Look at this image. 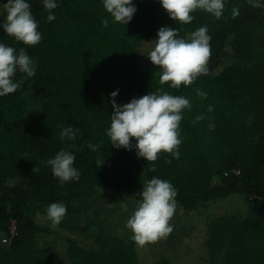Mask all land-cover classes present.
<instances>
[{
    "label": "trees",
    "instance_id": "16d2710c",
    "mask_svg": "<svg viewBox=\"0 0 264 264\" xmlns=\"http://www.w3.org/2000/svg\"><path fill=\"white\" fill-rule=\"evenodd\" d=\"M26 2L38 23L40 43L25 46L0 28V43L17 52L25 48L36 64L33 77L17 72L14 79H23L22 85L0 97V264H217L221 244L230 253L224 264H264V8L248 0H224L220 19L198 9L191 13V23L180 24L159 0H132L137 11L125 25L114 22L103 0H56L51 22L43 0ZM234 7L239 9L235 17ZM5 18L0 7V24ZM202 26L211 37L210 57L206 73L191 85H161L159 69L149 59L139 61L140 45L158 39L161 27L188 39ZM204 80L217 100L182 110L179 158L161 152L155 162H147L134 147H112L107 136L111 93L118 90L116 104L122 106L150 92L185 97ZM28 89L44 99L38 117L28 113ZM202 111L211 126L205 137L197 120ZM69 125L79 132L73 140L61 139L62 127ZM130 143L135 145V139ZM89 145L99 147L94 152ZM61 150L75 156L73 167L80 173L78 181L62 187L47 164ZM98 160L104 163L100 166ZM19 176L26 180L13 183ZM153 177L174 186L177 207L169 221L173 231L148 243L149 250L103 232L96 235L99 247L89 250L35 220L34 207L46 213L51 203H62L67 213L59 225L78 230L74 216L81 211L79 200L88 199L96 185L104 182L141 201L138 192ZM234 193L250 198L248 214L234 229L221 230V224L211 225L209 214H199L211 201ZM181 216H191V223L178 239ZM13 220L16 235L3 244ZM205 223V238L198 240L194 235Z\"/></svg>",
    "mask_w": 264,
    "mask_h": 264
},
{
    "label": "clouds",
    "instance_id": "9594fccd",
    "mask_svg": "<svg viewBox=\"0 0 264 264\" xmlns=\"http://www.w3.org/2000/svg\"><path fill=\"white\" fill-rule=\"evenodd\" d=\"M169 18L180 24H189L194 17L191 13L200 9L212 14L216 19L223 15L224 0H159ZM255 8H264L258 0H248ZM5 13V20L0 28L8 37L25 46H35L40 43L42 36L37 31L38 23L32 15L31 5L26 0H7L0 5ZM43 7L48 11L47 20L55 19L52 10L58 7L56 0H43ZM103 7L111 15L114 22L128 24L137 11L132 0H103ZM232 15L238 16L239 9L233 8ZM108 26V19L102 21ZM154 46L147 55L150 62L159 71L161 85L168 84L171 88L179 89L181 85H191L195 79L206 73V64L210 57V39L208 29L202 26L190 34L188 39L179 38V31L161 27L157 32ZM36 64L27 54L25 48L19 51L14 47L0 43V97L12 94L22 85L23 79L15 80L17 72L33 77ZM197 95L205 97L206 93L197 89ZM113 112L111 125L107 131L111 145L114 148L132 150L134 147L138 158L147 162H155L161 152L169 153L179 158L178 148L180 139L181 112L190 108V101L183 96H174L167 92H150L140 98L120 106L116 104L118 90L110 94ZM209 111L212 107L209 106ZM203 117L198 116L197 120ZM79 129L72 126L62 127L61 139H75ZM135 139L136 144L130 141ZM92 151H97L98 145H89ZM75 156L67 151H59L54 158L47 161L52 175L58 179L62 187L66 182L80 178L79 171L73 167ZM170 163V161H168ZM98 165H102L98 160ZM155 171V168L149 169ZM36 168L33 169V173ZM141 201L136 205L128 218L125 228L132 233L131 239L139 246L156 242L158 239L173 231L169 221L177 207V190L167 180L158 177L151 178L143 189L138 192ZM67 213L66 205L51 203L46 210V217L55 228Z\"/></svg>",
    "mask_w": 264,
    "mask_h": 264
},
{
    "label": "rangeland",
    "instance_id": "374dc122",
    "mask_svg": "<svg viewBox=\"0 0 264 264\" xmlns=\"http://www.w3.org/2000/svg\"><path fill=\"white\" fill-rule=\"evenodd\" d=\"M155 40L156 38L145 41L140 45L138 55L139 61L148 60L147 55L154 46L151 42ZM197 89L206 93V98L197 95ZM24 96L30 104L28 113L31 117H38L40 115L44 99L29 89L24 93ZM185 98L190 101V108L198 102L209 103L210 101L217 100L215 93H212V91L208 92L205 80L187 92ZM200 116L203 117L199 122L202 126V134L205 137L210 133L211 126L207 122L208 116H206V112L202 111ZM24 180H26L25 176H19L12 182L17 183ZM138 202L139 200L134 197H128L124 191L111 189L104 182H101L92 189V194L88 199L79 200L81 211L79 214L74 216L75 222L80 226L78 230L70 231L62 228L60 225L52 228L51 222L47 219L43 207H34L36 208L34 217L36 222L41 227L62 236V238H72L86 249L94 250L99 247L96 242V235L99 232L116 236L122 238L125 242H129L132 233L130 230L125 228V224L135 210ZM249 208L250 198L245 194L234 193L227 197L211 201L207 211L201 209L198 212L201 215L205 213L209 214L211 225L218 226L221 224V230H223L225 226L229 229H234L238 225V222L246 217L249 212ZM189 217L191 216H181L184 220L182 222L181 234L179 236L177 232L178 239L183 238V227L188 225L187 222L191 223V219ZM205 231L206 223L197 229L194 237L198 240L203 237L205 238ZM3 244L5 243L3 242ZM147 245L148 244L145 245L146 250H149ZM216 255L218 258L217 264H224L230 255L227 245L221 244L218 247Z\"/></svg>",
    "mask_w": 264,
    "mask_h": 264
},
{
    "label": "built area",
    "instance_id": "2783aa9c",
    "mask_svg": "<svg viewBox=\"0 0 264 264\" xmlns=\"http://www.w3.org/2000/svg\"><path fill=\"white\" fill-rule=\"evenodd\" d=\"M16 229H17V224H16V221L13 220V221H12V225H11V234H10L9 236H7V237L3 240V242H4L5 244H10V243H11L13 237L16 235Z\"/></svg>",
    "mask_w": 264,
    "mask_h": 264
}]
</instances>
